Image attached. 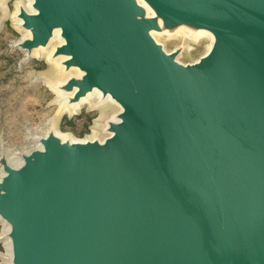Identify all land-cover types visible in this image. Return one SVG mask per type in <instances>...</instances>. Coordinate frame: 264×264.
<instances>
[{
    "label": "water",
    "instance_id": "1",
    "mask_svg": "<svg viewBox=\"0 0 264 264\" xmlns=\"http://www.w3.org/2000/svg\"><path fill=\"white\" fill-rule=\"evenodd\" d=\"M16 18L21 65L60 29L52 56L79 73L56 87L119 110L103 137L1 146L11 264H264V0H32ZM180 27L168 50L156 35Z\"/></svg>",
    "mask_w": 264,
    "mask_h": 264
},
{
    "label": "rangeland",
    "instance_id": "2",
    "mask_svg": "<svg viewBox=\"0 0 264 264\" xmlns=\"http://www.w3.org/2000/svg\"><path fill=\"white\" fill-rule=\"evenodd\" d=\"M31 2L32 0H0L2 4L0 7V152L1 146L5 145L12 160L16 159L13 155L14 148L30 149L33 142L27 138L28 134L45 132L52 125L76 139L103 137L106 120L119 110V106L111 100L103 102L104 97L94 96L91 101L83 103L76 111H65V107L73 102H69L67 96L64 97V92L56 87V83L79 71L78 68L65 71L62 61L67 56H52L56 45L63 42L60 37L53 36L48 46L37 47L38 54L34 53L36 50L34 49L32 51L34 57L26 64H20L24 54L19 49L12 48L11 45L14 41L30 34L19 26L21 19L17 20L16 13L19 11V3L28 5ZM184 33V28L180 27L173 34H157L156 36L168 50H172L181 43ZM195 35L189 41L190 46L180 54V59L185 63L197 60L208 49L210 38L207 35L211 36V34L199 31ZM42 80H45L46 84ZM98 97L101 99L100 106ZM58 99H60L59 103H56ZM82 113H92L94 116L86 133L80 135L74 130L61 128L64 116L71 119ZM77 127L81 131L83 123L80 122ZM35 143L37 145L38 141ZM1 222L3 226L0 224V237L4 236L3 233L9 228L4 227V222ZM2 240L6 245L8 238ZM6 247L7 250L4 244L0 243V251H6L4 260L0 258V262L11 264L8 260L9 247L7 245Z\"/></svg>",
    "mask_w": 264,
    "mask_h": 264
},
{
    "label": "bare ground",
    "instance_id": "3",
    "mask_svg": "<svg viewBox=\"0 0 264 264\" xmlns=\"http://www.w3.org/2000/svg\"><path fill=\"white\" fill-rule=\"evenodd\" d=\"M22 21V20H21ZM20 22V21H19ZM21 23V22H20ZM180 30V29H179ZM27 31V33L28 34H30V32L28 31V30H26ZM200 31V33H209L208 31H206V30H199ZM199 31H197L196 32V35H197V33H199ZM210 34V33H209ZM195 35V36H196ZM54 36H57V37H60L61 39H63L62 38V36H61V33H60V29H56L55 30V34H54ZM212 37V36H211ZM64 40V39H63ZM51 43V42H50ZM34 49H36V48H34ZM33 49V50H34ZM32 50V51H33ZM38 52H39V50L38 49H36L35 51H34V53L35 54H38ZM58 92H60V91H58ZM94 96H101V97H103V95H102V92L98 89V88H95L93 91H91V92H89L86 96H83L79 101H77V102H73L72 104H69L67 107H65V111H76L78 108H80V106L83 104V103H86V102H89V101H91V99L94 97ZM99 98V97H98ZM100 98H99V100H98V104L100 105ZM108 100H112V101H114L113 99H112V97L110 96V95H108V96H106V97H104V99H103V102H105V101H108ZM66 101V100H65ZM102 102V103H103ZM64 107V106H63ZM56 133L57 134H59L62 138H64V139H67V137H68V135H67V133H64V132H62V131H60V130H56ZM0 221H2V220H0ZM4 222V221H3ZM4 227H8L7 226V224L6 223H4ZM7 230H8V228L5 230V232L3 233V234H5L6 232H7ZM3 237V236H2ZM6 240H7V238H6ZM6 245L9 247V249H8V251H9V253L11 254V250H10V242H9V240H7L6 241ZM9 260V259H8Z\"/></svg>",
    "mask_w": 264,
    "mask_h": 264
},
{
    "label": "trees",
    "instance_id": "4",
    "mask_svg": "<svg viewBox=\"0 0 264 264\" xmlns=\"http://www.w3.org/2000/svg\"><path fill=\"white\" fill-rule=\"evenodd\" d=\"M93 118L94 116L92 113H82L76 116L75 118H71V119H67V117L64 116L60 126L62 129L74 130L78 134L83 135L89 130V126ZM80 122L83 123V129H81V131L77 129L78 128L77 124H79Z\"/></svg>",
    "mask_w": 264,
    "mask_h": 264
}]
</instances>
